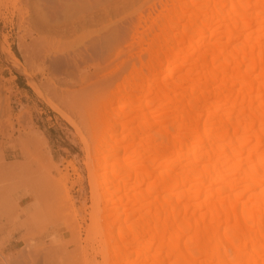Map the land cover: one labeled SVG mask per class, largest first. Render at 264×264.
<instances>
[{
	"label": "bare ground",
	"instance_id": "6f19581e",
	"mask_svg": "<svg viewBox=\"0 0 264 264\" xmlns=\"http://www.w3.org/2000/svg\"><path fill=\"white\" fill-rule=\"evenodd\" d=\"M146 4L126 75L85 110L89 136L65 116L88 220L24 162L7 173L30 184L13 233L44 264H264V0Z\"/></svg>",
	"mask_w": 264,
	"mask_h": 264
},
{
	"label": "rangeland",
	"instance_id": "374dc122",
	"mask_svg": "<svg viewBox=\"0 0 264 264\" xmlns=\"http://www.w3.org/2000/svg\"><path fill=\"white\" fill-rule=\"evenodd\" d=\"M148 1L0 0V264H44L42 250L33 255L30 247L26 254L20 233H13L26 208L21 193L30 184L8 181L9 169L17 173L24 162L40 167V181L52 178L74 210L84 202L88 220L86 152L71 122L89 136L82 117L126 75L136 52L132 32Z\"/></svg>",
	"mask_w": 264,
	"mask_h": 264
}]
</instances>
